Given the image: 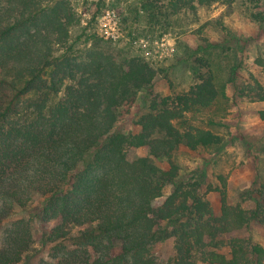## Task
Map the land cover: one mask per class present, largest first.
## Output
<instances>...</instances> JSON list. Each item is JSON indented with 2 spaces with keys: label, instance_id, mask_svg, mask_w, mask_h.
Wrapping results in <instances>:
<instances>
[{
  "label": "trees",
  "instance_id": "obj_1",
  "mask_svg": "<svg viewBox=\"0 0 264 264\" xmlns=\"http://www.w3.org/2000/svg\"><path fill=\"white\" fill-rule=\"evenodd\" d=\"M194 1L186 4L194 9ZM71 15L68 0H0V264H29L46 247L49 258L33 264H154L150 246L170 235L179 238L182 261L197 247L209 262L264 264V247L240 237L229 238L230 259L207 250L220 233L250 220L264 225V182L251 210L229 205L222 190V216L201 224L195 220L209 207L199 182L181 180L171 159L180 145L222 150L226 86L240 67L239 48L205 39L187 50L183 60L196 81L161 96L153 90L156 70L140 56L115 54L97 40L79 59L54 56L52 44L67 39ZM251 16L264 22V12ZM257 62L264 70V58ZM240 93L264 101L257 81ZM137 97L148 104L137 120L141 130L115 128L121 109ZM143 146L149 156L127 157L129 148ZM162 156L165 169L152 160ZM168 184L171 192L154 207ZM18 209L26 215L10 220ZM52 221L35 237V222Z\"/></svg>",
  "mask_w": 264,
  "mask_h": 264
},
{
  "label": "rangeland",
  "instance_id": "obj_2",
  "mask_svg": "<svg viewBox=\"0 0 264 264\" xmlns=\"http://www.w3.org/2000/svg\"><path fill=\"white\" fill-rule=\"evenodd\" d=\"M186 1L68 0L72 12L68 37L60 43H53L52 51L56 57L69 53L79 59L97 40L115 54L140 56L156 70L154 93L166 96L186 91L196 81L190 71V62L187 64L183 60L187 50L196 49L205 39L239 48L240 67L234 82L226 86L230 106L222 120L228 131L222 150H191L180 145L171 153V159L179 166V178L193 183L198 181V193L208 202L209 210L204 211L201 219L195 220L202 224L207 218L222 216V190H225L229 205L238 204L245 210L253 209L263 196L264 107L258 105L256 108L254 104L264 101H252L240 90L245 92L247 86H253L256 81L264 88V70L257 62L258 58H264V22H256L251 16V13L264 12V0L249 3L237 0L231 6L219 0L200 5L195 0L192 2L194 9ZM143 5L148 9H144ZM106 14V18H102ZM141 40L146 42L145 46ZM155 40L163 41L165 46H160ZM60 91L59 96L63 89ZM147 107V102L137 97L132 105L121 109L115 128L139 132L141 126L137 120ZM149 154L148 146L127 150L129 159ZM152 160L160 168L169 166L166 156L153 157ZM171 190L172 185L164 186L162 195L153 200V206L162 205ZM42 199L36 196L34 201L40 203ZM25 215L26 212L18 209L10 220ZM56 223L52 221L40 225L35 222V237ZM166 224V221H160L162 227ZM167 227L171 229V226ZM232 236L264 247V225L250 220L242 228L220 233L217 240H212L217 244L211 243L207 250L230 259L232 247L229 246V238ZM178 240L170 235L152 243L147 257L154 264H222L201 258L197 247H192L189 257L182 261L176 248ZM205 240L208 241V238ZM185 243L187 247L188 242ZM41 258H49V247L39 249L30 263H37Z\"/></svg>",
  "mask_w": 264,
  "mask_h": 264
},
{
  "label": "built area",
  "instance_id": "obj_3",
  "mask_svg": "<svg viewBox=\"0 0 264 264\" xmlns=\"http://www.w3.org/2000/svg\"><path fill=\"white\" fill-rule=\"evenodd\" d=\"M106 16H107V14L106 15H103L102 18H106ZM141 42H142L143 46L146 45V42H144L143 40H141ZM155 42L158 43L160 46H165V43L163 41H157V40H155Z\"/></svg>",
  "mask_w": 264,
  "mask_h": 264
},
{
  "label": "crops",
  "instance_id": "obj_4",
  "mask_svg": "<svg viewBox=\"0 0 264 264\" xmlns=\"http://www.w3.org/2000/svg\"><path fill=\"white\" fill-rule=\"evenodd\" d=\"M258 105L264 107V102H259V103H255V104H254V106H255L256 108L258 107Z\"/></svg>",
  "mask_w": 264,
  "mask_h": 264
}]
</instances>
